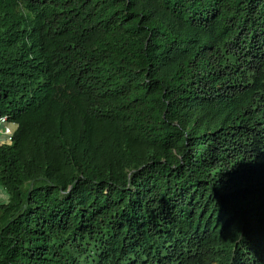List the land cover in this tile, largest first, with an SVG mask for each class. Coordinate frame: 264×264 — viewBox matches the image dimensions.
<instances>
[{"label": "trees", "instance_id": "16d2710c", "mask_svg": "<svg viewBox=\"0 0 264 264\" xmlns=\"http://www.w3.org/2000/svg\"><path fill=\"white\" fill-rule=\"evenodd\" d=\"M0 264H264V0H0Z\"/></svg>", "mask_w": 264, "mask_h": 264}, {"label": "built area", "instance_id": "2783aa9c", "mask_svg": "<svg viewBox=\"0 0 264 264\" xmlns=\"http://www.w3.org/2000/svg\"><path fill=\"white\" fill-rule=\"evenodd\" d=\"M16 130V125L8 121L7 117L0 118V144L11 143Z\"/></svg>", "mask_w": 264, "mask_h": 264}, {"label": "crops", "instance_id": "0c3cea01", "mask_svg": "<svg viewBox=\"0 0 264 264\" xmlns=\"http://www.w3.org/2000/svg\"><path fill=\"white\" fill-rule=\"evenodd\" d=\"M9 201L8 192L0 185V204H6Z\"/></svg>", "mask_w": 264, "mask_h": 264}]
</instances>
